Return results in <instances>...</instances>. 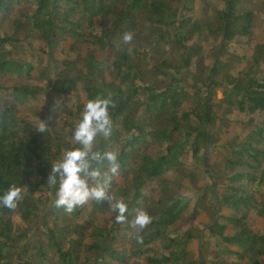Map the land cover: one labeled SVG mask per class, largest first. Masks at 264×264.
Instances as JSON below:
<instances>
[{
	"label": "trees",
	"instance_id": "obj_1",
	"mask_svg": "<svg viewBox=\"0 0 264 264\" xmlns=\"http://www.w3.org/2000/svg\"><path fill=\"white\" fill-rule=\"evenodd\" d=\"M257 31L264 0H0V196L22 187L14 210L0 206V264H8L7 247L20 251L22 264H264ZM204 44L216 46L214 63ZM99 50L109 60H98ZM56 56L64 68L43 63ZM249 57L244 71L237 63ZM97 96L115 107L111 136H98L94 147L118 153L109 191L128 205V222L137 208L152 218L139 233L143 243L107 201H89L70 214L53 206L41 218L52 225L27 244L16 225L37 222L34 194L50 188L57 151L35 127L45 121L67 150L79 147L66 139ZM226 124L236 131L221 144ZM98 166L106 171L107 161ZM187 183L198 196L193 207L182 200ZM206 212L211 222L200 230Z\"/></svg>",
	"mask_w": 264,
	"mask_h": 264
},
{
	"label": "clouds",
	"instance_id": "obj_2",
	"mask_svg": "<svg viewBox=\"0 0 264 264\" xmlns=\"http://www.w3.org/2000/svg\"><path fill=\"white\" fill-rule=\"evenodd\" d=\"M132 40L131 31L123 34V43L129 44ZM109 106L115 107L111 97L97 96L87 101L81 118L71 133L72 143L79 147L62 152L59 160L52 163L47 185L56 188L53 206L57 209L62 208L69 214L89 201H107L109 209L116 213V222L129 223L132 229H138L135 238L138 243H143V237L139 233L152 222V218L143 208H137L133 219L128 222L126 216L128 205L109 191L113 178L119 174L118 153L112 150L100 152L94 147L98 136L105 139L111 136L113 121ZM54 107L61 110L57 102ZM35 128L38 132L48 131L45 121ZM105 161L108 167L102 172L98 165ZM21 199L22 187L13 184L0 196V206L14 210Z\"/></svg>",
	"mask_w": 264,
	"mask_h": 264
},
{
	"label": "rangeland",
	"instance_id": "obj_3",
	"mask_svg": "<svg viewBox=\"0 0 264 264\" xmlns=\"http://www.w3.org/2000/svg\"><path fill=\"white\" fill-rule=\"evenodd\" d=\"M199 6V5H198ZM252 42L254 44L257 45H262L263 46V55H264V31H257L255 32ZM72 40L68 39L67 40V44L65 46V50L68 51L71 48L72 45ZM205 49L207 50L209 56H210V62L214 63L215 58H216V46H212L209 44H204ZM229 54H225L223 56V60L227 61L229 59ZM110 55L105 51V50H99L97 52V59L100 61H104V60H109ZM253 60L249 57L248 62L242 64L240 62H238V67L242 68L244 71L247 70V68L250 66ZM43 63L45 65H47L49 68L54 66V64L60 65V68H64V66L66 65V61L65 59H62L60 56H56L55 59L50 60V59H46L45 61H43ZM252 65V64H251ZM256 70H254V73L257 74L258 69L255 67ZM49 74H50V69H49ZM104 74L107 78V80H110V75L107 73V71H104ZM257 79L261 81V83L264 85V71H261V74L257 75ZM53 80V79H52ZM101 85H104V80H102V78L99 80ZM54 83V80L53 82ZM50 91V90H49ZM47 91V92H49ZM219 97H221V94L219 93ZM46 101V98H43V102ZM237 124V123H236ZM223 129L228 133V135H224L223 133L221 134V144H225L229 141H233V136L235 134L236 131V126L231 125L229 127L228 124L224 125L223 127H220V129ZM219 129V127H218ZM219 134V133H217ZM47 136L48 138H50L51 140H55V145H56V153L53 155V157H51V161L53 163H56L59 158L60 155L62 154V152L66 151V147L64 146L62 140H57L56 135L53 131L50 130V128L47 131ZM66 140H68L72 145V140L67 138ZM219 168V167H217ZM220 170V169H219ZM119 183L124 186L125 184V180L124 179H118ZM199 186L200 185H205V183H202V181H199ZM194 188L192 186L189 185V183L186 184V192L182 195V200L184 202L189 203V205H191V207H193L198 199V196L194 195ZM23 197L28 195L26 193V189L23 190ZM34 198L36 200V203L38 205V211H36V214L39 216V218L37 219V222L32 223V222H23V223H19L16 225V231H19V233H23L24 236L27 239V244H36L37 243V234H38V230L42 229V230H46L47 227L52 225L51 221H48L47 224L45 223L44 218L45 214L48 213L50 210L53 209V201L55 199V190L53 187H50L48 190L44 191V192H38L34 194ZM211 222L210 219V215L206 212V214H202L198 219H197V223L200 225V230L205 227L208 223ZM256 227L259 228L263 222L260 221L259 223H256ZM199 232V231H198ZM195 249H197V244H194ZM6 252L4 253L3 256H6L7 259L5 260V262H7L8 264H22V258H21V253L19 250L15 249H9L8 247L5 248ZM4 249V250H5Z\"/></svg>",
	"mask_w": 264,
	"mask_h": 264
},
{
	"label": "water",
	"instance_id": "obj_4",
	"mask_svg": "<svg viewBox=\"0 0 264 264\" xmlns=\"http://www.w3.org/2000/svg\"><path fill=\"white\" fill-rule=\"evenodd\" d=\"M6 252V249L3 251V254Z\"/></svg>",
	"mask_w": 264,
	"mask_h": 264
}]
</instances>
